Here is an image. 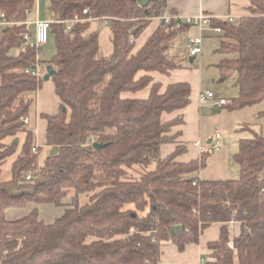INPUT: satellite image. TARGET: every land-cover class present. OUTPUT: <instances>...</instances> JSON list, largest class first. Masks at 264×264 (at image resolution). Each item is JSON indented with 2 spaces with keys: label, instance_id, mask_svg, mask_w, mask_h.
Returning a JSON list of instances; mask_svg holds the SVG:
<instances>
[{
  "label": "trees",
  "instance_id": "trees-1",
  "mask_svg": "<svg viewBox=\"0 0 264 264\" xmlns=\"http://www.w3.org/2000/svg\"><path fill=\"white\" fill-rule=\"evenodd\" d=\"M166 5L167 0L145 7L137 0H48L55 54L41 61L40 48L20 51L35 0H0L8 22L0 31V170L16 149L3 141L26 131L22 120L48 68L55 71L50 81L60 102L57 114L42 115L46 146L56 152L38 166L33 134L26 131L11 178L0 181V264H159L163 243L182 251L213 224L220 225L219 236L207 243L202 264H264V134L239 125L237 131L252 136L237 141L234 179L197 177L211 150L186 163L176 160L182 146L160 157L161 145L174 140L171 128L181 122H162L161 116L188 105L190 86L177 82L161 91L150 74L168 76L180 68L166 52L186 26L161 22L138 50L135 40ZM99 20L110 29L109 57L99 56L98 34L89 32ZM211 26L222 30L216 52L227 56L217 64V82L234 77L238 90L221 109L264 101V0H250L248 15L236 22L212 19ZM35 68L37 77L25 73ZM147 87L145 99L123 97ZM94 143L104 147L94 149ZM29 171L35 179L27 181ZM80 196L86 204L80 205ZM27 204L64 212L48 224L37 209L6 219L8 209ZM231 223L239 227L232 239Z\"/></svg>",
  "mask_w": 264,
  "mask_h": 264
},
{
  "label": "crops",
  "instance_id": "crops-1",
  "mask_svg": "<svg viewBox=\"0 0 264 264\" xmlns=\"http://www.w3.org/2000/svg\"><path fill=\"white\" fill-rule=\"evenodd\" d=\"M249 6L250 0H167L166 9L163 13L178 18L193 17L198 14H206L218 20L232 17L234 22H236L240 18L248 15ZM46 8H48V0H35V6L29 13L26 22L28 24L27 27L29 29L31 40L34 39V35L31 31L35 30L34 22L36 20H52L51 12V19L45 18ZM160 23L161 21L158 18L151 20L149 26L135 40V50H138L144 44ZM184 25L186 27L179 35L185 33L186 40L193 36L202 37L201 33L203 31H200L195 26ZM210 32L214 31L210 30ZM177 38L178 37H176V39ZM195 58L196 57L193 58L189 56V60L192 59L193 61ZM142 74L143 73H140V75ZM198 74L200 76H197L194 72L189 73L186 70L184 71L180 69L171 71L168 76L160 75L158 73L150 74L154 82L161 85V91H164L169 84L177 82H187L190 86L188 105L181 110L172 113H164L161 116L162 122H169L175 120L177 117L181 118V122L171 128L170 135L175 136L174 140L161 145L160 157L165 158L171 154L177 146H182L184 151L176 157L178 162L186 163L197 160L199 158V151L194 143L198 142L202 146H208L213 135L221 132L219 138V150L213 152L208 157L205 168L198 172L197 177L201 180L234 179L237 176L230 175L228 170V165L233 164L234 161L232 158L229 159V150L225 141L230 137L229 135L238 133L237 129L240 124L259 123L264 127V117L259 115L264 113V101L243 109L226 111L221 109V106H216L215 104V101L225 99L217 98L215 93L210 91L214 95V100H206L201 103L199 102V94L206 91H203L200 72ZM48 80L49 81H44L41 88L35 93L33 105L35 106L34 114L32 117H30V114L26 117L27 125L25 126L26 131H31L33 134L32 145L36 147V161L40 158L43 160L42 164L51 150L50 147L46 146V122L42 115H55L58 113L60 107L59 99L54 92V86L50 81V78ZM233 87H235L234 84ZM148 93L149 87L136 93H125L123 94V97L145 99L148 96ZM225 101L226 103L228 102L227 100ZM216 110L219 111L217 112ZM26 131L20 132L14 137H7L3 141L6 145H14L16 149L15 153L8 157L1 166V182L8 181L11 178V166L21 152ZM238 140L239 139L237 138L236 145ZM2 171L4 173L3 176ZM66 203L68 204L69 202ZM34 209H37L39 219L47 224L52 223L64 212V208L62 207L57 208L52 205L27 204L23 208L8 209L5 212V217L10 221L17 220L30 214ZM219 228L220 225L218 224L211 225L200 236L197 244H188L182 251H178L176 246L171 242L163 243L161 245L159 264H201V261L204 262L208 255L206 245L218 238ZM238 230V224L231 223L229 226L230 239L237 235Z\"/></svg>",
  "mask_w": 264,
  "mask_h": 264
},
{
  "label": "rangeland",
  "instance_id": "rangeland-1",
  "mask_svg": "<svg viewBox=\"0 0 264 264\" xmlns=\"http://www.w3.org/2000/svg\"><path fill=\"white\" fill-rule=\"evenodd\" d=\"M45 12V18L51 19V14L48 8H46ZM208 29H204V31L201 33L203 38L201 44L202 53L192 62L189 61L187 40L186 35H184L185 33H182L178 36L172 46L168 49L167 55L176 59V61L180 65V70H186L189 73L194 72L197 76L200 72L203 91H212L215 93L217 98H224L225 100L229 101L230 99L237 96V90L235 87H233L235 78H230L223 83L217 82L219 74L218 69H216V65L222 59L227 58V56L221 55L216 52V49L219 47V34L210 32V29ZM92 31H95L98 34L99 56L109 57L112 54L113 48L111 43V33L108 25L101 20L93 21L91 22L89 27V32ZM31 32L34 35L35 30H32ZM54 49V37L52 35H49L47 43L40 48L38 59H40L41 61H47L51 59L55 52ZM34 109L35 106H33L31 109L30 117L33 116ZM251 125H253V129L255 131L264 133V127H262L259 123ZM218 133L220 135L221 132ZM229 136L230 137L227 138L225 142L229 150V159H231L233 154L237 152V138H250L252 134L249 133V131H238L237 134ZM42 161L43 160L38 158L37 164L40 166L42 164ZM228 170L230 175L232 176L236 177L239 174V167L236 163L229 164ZM3 174L4 173L2 171V176ZM79 203L80 205L86 204L87 197L80 196Z\"/></svg>",
  "mask_w": 264,
  "mask_h": 264
},
{
  "label": "built area",
  "instance_id": "built-area-1",
  "mask_svg": "<svg viewBox=\"0 0 264 264\" xmlns=\"http://www.w3.org/2000/svg\"><path fill=\"white\" fill-rule=\"evenodd\" d=\"M83 14H86V10H83ZM161 22L165 24H169L172 21L180 22L182 24L190 25V26H195L197 27L200 31H204V29H210L214 31L217 34H221L222 30L218 27H212L211 26V20L215 19L212 16L206 15V14H198L193 17H185V18H178L175 16H170L162 12V14L157 17ZM224 21L228 22H234L232 17H227L224 19ZM52 23V20H36L34 22L35 26V32H34V39L31 40V36L26 33L23 36L24 39V44L20 48L21 52H24L25 49L28 48H41L44 46L47 41H48V36H49V28L50 24ZM6 25H8V22L5 20V17L3 14H0V31L2 28H4ZM26 25H28L26 23ZM132 43V41H130ZM201 44H202V37L201 36H193L188 38L187 40V49H188V55L190 57H198L201 54ZM25 73L31 76H38L39 75V70L37 68L35 69H27L25 70ZM206 100H214V95L210 91L206 92H201L199 94V102H205ZM216 106H222L226 104L225 100H218L215 101ZM23 123L26 126L27 125V119L23 118ZM219 138L220 135L218 133H215L213 137L211 138L208 146H202L198 142L194 143V145L197 147L199 151V155L205 152L206 150H211V151H217L219 150ZM31 152L33 154L36 153V147L32 145L31 147ZM35 172L34 171H29L25 175V180L30 181L35 179L34 176ZM196 182H193V185H195ZM229 246L232 247V243H229ZM203 262L201 261V264Z\"/></svg>",
  "mask_w": 264,
  "mask_h": 264
},
{
  "label": "water",
  "instance_id": "water-1",
  "mask_svg": "<svg viewBox=\"0 0 264 264\" xmlns=\"http://www.w3.org/2000/svg\"><path fill=\"white\" fill-rule=\"evenodd\" d=\"M153 0H137V4L140 6V7H145L147 6L149 3H151ZM134 33V32H133ZM190 62L192 61V59L189 60ZM55 74V71L53 69H47V72L46 74L43 76V81H48V79ZM217 112L219 110H216ZM16 144V143H14ZM104 147V145L102 144H98V143H94L93 144V148L94 149H100ZM56 152V148H51V150L49 151V155H52ZM172 230L174 232H176L177 230L180 231L181 230V227L180 226H173Z\"/></svg>",
  "mask_w": 264,
  "mask_h": 264
}]
</instances>
